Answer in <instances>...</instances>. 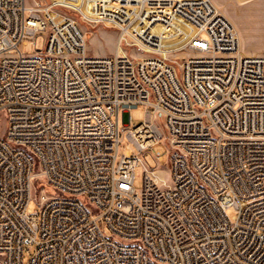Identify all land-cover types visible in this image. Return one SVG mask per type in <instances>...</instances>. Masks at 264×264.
Returning <instances> with one entry per match:
<instances>
[{"label":"built area","instance_id":"1","mask_svg":"<svg viewBox=\"0 0 264 264\" xmlns=\"http://www.w3.org/2000/svg\"><path fill=\"white\" fill-rule=\"evenodd\" d=\"M0 264H264V54L212 0H0Z\"/></svg>","mask_w":264,"mask_h":264},{"label":"rangeland","instance_id":"2","mask_svg":"<svg viewBox=\"0 0 264 264\" xmlns=\"http://www.w3.org/2000/svg\"><path fill=\"white\" fill-rule=\"evenodd\" d=\"M41 3H46L48 0H38ZM28 3H33L34 0H27ZM212 2L227 16L234 25L240 40V49L249 54H264V0H212ZM73 16L78 20L82 30L85 33L87 41V51L91 56H111L117 51L118 31L107 26H92L84 24L80 21L76 14ZM160 26L156 30H160ZM46 44L45 34H40L36 39V48L44 49ZM21 52L25 55L35 53L32 44L23 45ZM137 55L135 50L132 51ZM145 109L138 107L130 111L131 124L125 127L121 121L120 130L132 128L144 121ZM134 152L132 145L124 141L120 153L125 154ZM160 152L163 155L162 161H157L154 155ZM142 162L145 159L141 156ZM146 161L150 166H157V175L159 181L169 182V163L167 156V148L162 142L158 144L153 151L146 157ZM144 166L139 165L135 173V188L141 191L144 179ZM31 209H36V205L32 202Z\"/></svg>","mask_w":264,"mask_h":264},{"label":"water","instance_id":"3","mask_svg":"<svg viewBox=\"0 0 264 264\" xmlns=\"http://www.w3.org/2000/svg\"><path fill=\"white\" fill-rule=\"evenodd\" d=\"M127 116V115H126Z\"/></svg>","mask_w":264,"mask_h":264}]
</instances>
